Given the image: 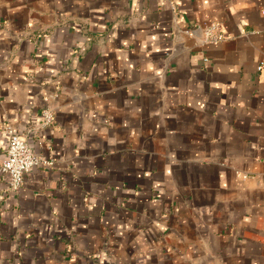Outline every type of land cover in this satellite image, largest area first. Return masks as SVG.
<instances>
[{"label": "crops", "instance_id": "obj_1", "mask_svg": "<svg viewBox=\"0 0 264 264\" xmlns=\"http://www.w3.org/2000/svg\"><path fill=\"white\" fill-rule=\"evenodd\" d=\"M5 123L0 264H264L262 0H0Z\"/></svg>", "mask_w": 264, "mask_h": 264}, {"label": "built area", "instance_id": "obj_2", "mask_svg": "<svg viewBox=\"0 0 264 264\" xmlns=\"http://www.w3.org/2000/svg\"><path fill=\"white\" fill-rule=\"evenodd\" d=\"M262 12L264 14V0H262ZM223 39L218 25L210 24L203 30V43H216ZM261 69V66L257 68ZM43 125L52 123V115L49 110L43 113ZM0 131L6 136V148L4 159L0 160V184L6 191L14 193L18 191L24 183V176L33 169L53 167L51 160L35 156L28 143L22 139L15 128L8 123L0 125Z\"/></svg>", "mask_w": 264, "mask_h": 264}]
</instances>
